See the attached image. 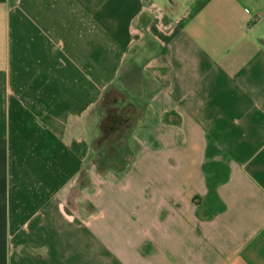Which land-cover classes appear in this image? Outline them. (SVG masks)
Segmentation results:
<instances>
[{"label": "crops", "instance_id": "1", "mask_svg": "<svg viewBox=\"0 0 264 264\" xmlns=\"http://www.w3.org/2000/svg\"><path fill=\"white\" fill-rule=\"evenodd\" d=\"M128 65L152 95L102 173ZM0 264H264V0H0Z\"/></svg>", "mask_w": 264, "mask_h": 264}, {"label": "rangeland", "instance_id": "2", "mask_svg": "<svg viewBox=\"0 0 264 264\" xmlns=\"http://www.w3.org/2000/svg\"><path fill=\"white\" fill-rule=\"evenodd\" d=\"M142 83L143 82L139 68H134L132 65H128L127 68H124L121 73V83H116L117 87L113 90L114 91L113 97L111 96L108 98V93H107L105 95L103 103L99 107V112L102 115L99 123L100 131H99L98 141L95 146V151L91 156L90 155L88 156L86 163L88 164L93 159L92 161L96 163L97 167L99 168V170L102 171V173H109L110 169H107L108 167L111 168L112 171H115L116 173L120 174L126 171L129 168V166H131L133 163V159L136 154L133 148L130 146L131 145L130 138L138 126V120L141 119V117H143V115L148 111V106H144V104L149 103L152 95L151 94L152 92L150 91H146V92L142 91L141 89ZM129 104L139 108L143 112V114L137 117V115L134 114L133 108L126 109V107ZM112 109H115V113L124 115L125 118H128L130 120V122L123 124L124 127H122V132L125 128L126 129L125 131H127V144L132 154L129 164L126 166L125 169L121 171L112 169V167L114 166L121 165V161L112 158L115 157V153H114L115 149L114 148L112 149L110 147V140H112L113 139L112 137H115L116 135L113 134L112 136H107L106 135L107 131H105L106 120ZM133 117H135L134 121H132ZM113 153L114 156H112ZM108 154H109V159H107ZM100 167H102V169H100ZM138 170L139 169L137 166L136 170L133 169V171L132 170L131 171L132 173H134V171L138 172ZM131 171H129V173L125 176L126 177L129 176L130 178L132 174L130 173Z\"/></svg>", "mask_w": 264, "mask_h": 264}, {"label": "trees", "instance_id": "3", "mask_svg": "<svg viewBox=\"0 0 264 264\" xmlns=\"http://www.w3.org/2000/svg\"><path fill=\"white\" fill-rule=\"evenodd\" d=\"M113 95H114V91L108 92V98L111 96L113 97ZM127 108H130V109L133 108L134 114H136L137 117H139L143 114V112L139 108H137L136 106H133L131 104H129L126 107V109ZM134 120H135V117H133L132 121H134ZM127 130H128V128H127ZM113 133H116V132H114V131H111L110 133L106 132V135L107 136H109V134L113 135ZM116 137H117V139L115 142H112L110 140V147L112 149L113 148L115 149L114 150L115 157H112V158H115V159L121 161V165L120 166H114V167H112V169L117 170V171H121V170L125 169L126 166L129 164L132 153H131L129 146L127 144V131L122 132V127H121L120 130L118 131V133L116 134ZM114 153L112 156H114ZM107 159H109V154L107 156ZM100 169H102V167H100ZM107 169H111V168L107 167ZM104 170H106V169H104Z\"/></svg>", "mask_w": 264, "mask_h": 264}, {"label": "flooded vegetation", "instance_id": "4", "mask_svg": "<svg viewBox=\"0 0 264 264\" xmlns=\"http://www.w3.org/2000/svg\"><path fill=\"white\" fill-rule=\"evenodd\" d=\"M115 118L111 121L110 124H108L106 127H105V130L107 132H111V131H114L116 133H113V134H117L118 131L120 130L121 127H124L123 124L124 123H127V122H130V120L128 118H125L124 115H121V114H118V113H115L114 114ZM126 129L124 128L123 132L125 131ZM114 135V136H115ZM109 136H112L109 134ZM113 139L111 140L112 142H115L117 137H112Z\"/></svg>", "mask_w": 264, "mask_h": 264}, {"label": "water", "instance_id": "5", "mask_svg": "<svg viewBox=\"0 0 264 264\" xmlns=\"http://www.w3.org/2000/svg\"><path fill=\"white\" fill-rule=\"evenodd\" d=\"M114 114H115V109H112V110L110 111L109 115H108L107 120H106V125H105V127H106L108 124H110L111 121L115 118Z\"/></svg>", "mask_w": 264, "mask_h": 264}]
</instances>
